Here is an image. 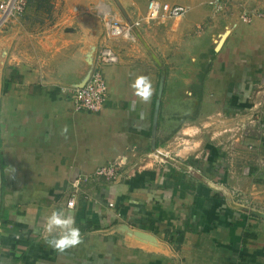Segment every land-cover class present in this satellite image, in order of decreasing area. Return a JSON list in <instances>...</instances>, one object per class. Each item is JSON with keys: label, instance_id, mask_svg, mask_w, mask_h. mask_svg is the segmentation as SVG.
Returning a JSON list of instances; mask_svg holds the SVG:
<instances>
[{"label": "crops", "instance_id": "obj_1", "mask_svg": "<svg viewBox=\"0 0 264 264\" xmlns=\"http://www.w3.org/2000/svg\"><path fill=\"white\" fill-rule=\"evenodd\" d=\"M160 1L189 8L183 17L135 29L140 43L145 32L163 29L169 37L175 20L184 21L168 49L158 43L156 53L188 58L191 76L169 83L163 97L158 70L141 60L146 50L111 42L104 44L119 61L104 67V108L75 110L60 94L61 85L81 83L91 70L83 57L105 33L98 14L109 6L104 0L63 7L74 13L63 39L77 43L69 47L78 75L22 64L10 70L0 92V264H264V19L239 20L263 0H228L219 14L208 0ZM147 2L121 13L108 8L131 21L143 17ZM196 26L204 29L191 34ZM181 30L191 38L185 51L176 47ZM141 74L153 86L147 103L131 87ZM154 148L170 151L174 161L154 164ZM118 159L115 182L81 184L75 217L82 243L53 250L44 218L67 208L80 174Z\"/></svg>", "mask_w": 264, "mask_h": 264}, {"label": "rangeland", "instance_id": "obj_2", "mask_svg": "<svg viewBox=\"0 0 264 264\" xmlns=\"http://www.w3.org/2000/svg\"><path fill=\"white\" fill-rule=\"evenodd\" d=\"M73 1L75 0H30L29 8L25 14L12 18L5 23L0 30V92L3 84L8 79L10 70L14 69L13 67L16 64H22L29 69H44L54 73H75L73 70L76 69V74H79L80 64H76V59L73 57V50L69 47L70 45L76 46L77 43H66L63 39V25L73 23L71 13L74 14L72 9L68 10L63 7H68L65 4ZM91 1L94 2L97 0ZM104 1L111 8L121 13L128 7L141 8L146 0ZM208 17L211 16L208 14ZM156 24L162 27V24L161 26L160 23ZM182 25H184V21L175 20V27L172 28L173 32H171L173 34L169 37L163 29H158L157 31L155 29V32L154 30H149L145 32L146 38L144 37V41L141 40L140 43L136 40L131 41L125 38L110 39L109 41L105 33L102 32L98 45L91 47L84 55V63L86 65L90 63L91 69L97 50L105 42H111L117 49L121 47L122 50H135L139 44L147 53V57L141 59L144 60L143 64H145V67H151L155 71L158 70L156 77L158 83L161 85L163 97L167 94L169 83H179L184 77L191 76L190 72L186 73L184 71L186 69L185 62H188L186 61L188 58H164L163 55L158 57L156 53L158 43H163L164 47L168 49V44L171 43L169 42L170 38L173 39L172 41L175 40L176 28L178 26L182 27ZM202 29L204 27L196 26L191 34L198 35ZM141 31L143 34V28ZM176 36L177 49L185 51L191 45L190 35L185 33L184 30H181L180 34ZM200 75V73L196 75L198 79H200ZM163 99L165 101V98Z\"/></svg>", "mask_w": 264, "mask_h": 264}, {"label": "built area", "instance_id": "obj_3", "mask_svg": "<svg viewBox=\"0 0 264 264\" xmlns=\"http://www.w3.org/2000/svg\"><path fill=\"white\" fill-rule=\"evenodd\" d=\"M30 0H0V30L10 19L22 16ZM208 5L213 8L214 13H221L228 0H208ZM222 5V10H217V6ZM188 6L181 4H171L160 0H148L143 17L131 21L116 18L109 10L98 9V14L102 21L105 34L108 38H125L135 41V29L142 22L164 21L170 18H180L188 12ZM255 18L264 19V0L259 6L245 9L239 13V20L250 23ZM119 61V55L109 44H103L97 50L94 63L90 73L83 84H64L59 87L60 94L71 101L75 110H83L97 113L101 111L108 99V85L104 75V67ZM264 95V90H263ZM264 97V96H263ZM262 101V100H261ZM258 103L260 104L259 100ZM175 155L168 150L154 148L149 153L150 160L156 165H164L174 161ZM123 167V160H113L104 165L96 167L90 172L80 174L71 183V192L66 201V207L70 201L76 200L77 194L81 191V184L89 181L103 179L108 182H115L120 176ZM109 207L113 202L108 203Z\"/></svg>", "mask_w": 264, "mask_h": 264}, {"label": "clouds", "instance_id": "obj_4", "mask_svg": "<svg viewBox=\"0 0 264 264\" xmlns=\"http://www.w3.org/2000/svg\"><path fill=\"white\" fill-rule=\"evenodd\" d=\"M222 5L217 10H222ZM131 87L135 95L143 102L151 100L153 86L147 75H138ZM68 132L67 126L62 129V134ZM44 240L46 244L55 251L64 252L75 248L82 243V234L77 226L75 217V202L70 201L67 208L53 209L43 221Z\"/></svg>", "mask_w": 264, "mask_h": 264}, {"label": "bare ground", "instance_id": "obj_5", "mask_svg": "<svg viewBox=\"0 0 264 264\" xmlns=\"http://www.w3.org/2000/svg\"><path fill=\"white\" fill-rule=\"evenodd\" d=\"M109 6H110V5H109ZM109 6L103 4V6H102L101 9L105 10V12H106V11H109V10H108V9H109V8H108ZM111 9H112V8H111Z\"/></svg>", "mask_w": 264, "mask_h": 264}, {"label": "water", "instance_id": "obj_6", "mask_svg": "<svg viewBox=\"0 0 264 264\" xmlns=\"http://www.w3.org/2000/svg\"><path fill=\"white\" fill-rule=\"evenodd\" d=\"M120 5V4H119ZM90 73V72H89ZM89 75V74H88ZM88 77V76H87ZM87 79V78H86ZM85 82V80L83 81V82H81V83H78V84H83Z\"/></svg>", "mask_w": 264, "mask_h": 264}]
</instances>
